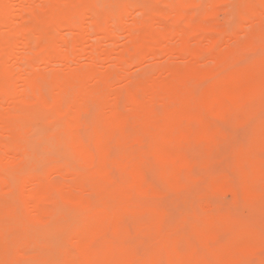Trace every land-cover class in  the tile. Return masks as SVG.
Segmentation results:
<instances>
[{
  "label": "bare ground",
  "instance_id": "1",
  "mask_svg": "<svg viewBox=\"0 0 264 264\" xmlns=\"http://www.w3.org/2000/svg\"><path fill=\"white\" fill-rule=\"evenodd\" d=\"M35 1L0 0V192L17 186L22 204L44 223V237L55 240L53 236L60 234L62 246L68 244L69 228L52 222L56 216L48 213L44 201L58 194L74 211H88L92 216L76 229L77 245L69 257L57 258L54 251L43 250L40 240L29 237V226L17 227L20 230L10 234L14 246L8 242L10 247L0 245V264H16L23 250L33 247L43 251L40 257H49L52 264H251L257 260L249 259L253 255L262 258L255 264H264V183L260 184L264 178V157L260 156L264 151V104L257 102L264 94V59L246 75H236L230 69L233 56H240L237 51H264V47L259 49L264 42V0L237 1L241 22L231 28L230 36L226 34L229 38L223 49L218 48L221 37L232 25L209 18L228 0H118L122 5L119 13L112 10L115 6L109 0H48L40 10ZM161 3L168 10H161ZM194 8L202 11L193 12ZM164 19L186 24L179 29ZM64 31L67 33L62 34ZM118 31L127 37L119 52L92 44L86 56L88 36L98 33L113 39ZM199 38H205L209 46ZM20 39L22 52L17 54L15 46ZM208 50L212 51L209 61ZM163 56L166 63L143 66L146 59ZM85 57L88 67L82 65ZM176 57L186 61H173ZM106 62L109 66L103 70ZM54 63L67 70L52 68ZM133 66L140 67L139 75L130 72ZM44 108L50 113L44 114ZM239 111L256 118V122L241 123L248 130L245 140L232 136L235 132L228 135L216 122L224 120L222 123L228 122L234 129L237 118L233 117ZM47 123L65 130L62 143L74 156H82L85 172L70 171L68 164L51 169L61 180L44 177L38 167L39 171L31 170L41 174L30 172V162L39 157L30 140L34 135L46 138ZM44 151L48 153L45 147ZM8 154L9 159L4 157ZM230 158H234L233 172L242 174L240 183L237 173L238 179L232 174L234 180L222 168ZM68 171L72 174L66 180L63 177ZM11 179L17 185H10ZM205 185L206 191L236 200L243 189L246 203L254 206L252 218L244 219L238 210L217 213L218 207H214L219 203L212 200L222 198L210 200L208 191L209 197L203 199L214 204L206 203L210 205L204 206L209 209L206 217H198L202 212L198 210V215L191 198L189 202L181 195L193 193L198 199L197 194L205 195ZM170 193L192 204L189 208L197 216L184 210L185 214L169 225V207L162 209L147 198ZM6 200L0 196L4 242L19 211ZM245 210L240 212L246 215ZM71 211L67 216L75 214ZM187 225L190 232L182 236L180 231ZM220 240L223 242L218 244ZM96 242L101 243L99 248ZM137 242L155 243L161 249L142 250ZM215 242L219 246L214 247Z\"/></svg>",
  "mask_w": 264,
  "mask_h": 264
},
{
  "label": "rangeland",
  "instance_id": "2",
  "mask_svg": "<svg viewBox=\"0 0 264 264\" xmlns=\"http://www.w3.org/2000/svg\"><path fill=\"white\" fill-rule=\"evenodd\" d=\"M48 0H36L35 2H36V5H37V8L40 10L41 9V7L44 5V4H46L45 2H47ZM232 1H234V0H232ZM238 0H236V2H235V4H236V6H233V7H235V8H233L232 7V4L233 5H235L233 2H231L230 0H228L226 3H222V4H220V6H218V9H217V12L214 14V15H212L210 18H209V20L210 21H214V22H218L219 24H224L225 22L226 23H228L227 25L228 26H231V27H227V28H229L228 29V32H226L225 34H223V36L221 37V39H222V42L220 43V45H219V49H223L225 46H224V42H225V40H227L228 38H229V36H230V34H231V32H233V31H231V28L233 29L234 28V26H235V28H237L236 27V25L238 24H240V22H241V18H240V16H239V14H238V9L237 8H239V4H238V2H237ZM107 2H108V0H107ZM113 3V6H115V7H112V10L113 11H115V13L117 12V13H119L120 12V10H121V4H118L117 2H118V0H109V2L108 3ZM231 2V3H230ZM238 4V5H237ZM41 6V7H40ZM15 8L16 9H18V4H16V6H15ZM159 8L161 9V10H163V11H165V10H168V6L165 4V3H161L160 4V6H159ZM202 11V9H200V8H194L193 9V12H196V13H200ZM136 12V15L138 14V12L137 11H135ZM135 13H133L132 15H134ZM232 15H233V17H232ZM131 18H133L132 16H131ZM131 18H129L130 20H131ZM230 20H229V19ZM130 20H128L129 22H131ZM233 20H235V21H233ZM164 22H166V23H169V24H173L175 27H178L179 29H181L182 27H184L185 26V21L184 20H175V19H164ZM225 23V24H226ZM229 23H230V25H229ZM237 25V26H238ZM227 28H226V30H227ZM65 33H67V31H64V32H62V34H65ZM72 34V33H71ZM226 34H228V35H226ZM114 35L116 36V38H113V39H105L104 37H103V35H101V34H98V33H94V34H92V35H90V36H88L87 38H88V41L86 42V45H85V49H86V51H87V53H86V56L88 55V53L90 52V49H91V45L92 44H99V45H101L102 46V48H112V49H114L116 52H119L123 47H124V45H125V43H126V41H127V37H126V35L124 34V32H122V31H118V32H116V33H114ZM226 35V36H225ZM71 36V35H70ZM205 36V35H204ZM264 37V35L262 36V38ZM261 37H260V39H262ZM200 39V42L203 44V45H205L206 47H208L209 45H208V43H207V40L205 39V38H199ZM224 40V41H223ZM259 40V39H258ZM264 40V39H263ZM192 43H194L195 41L194 40H192L191 41ZM261 42H263L262 40H261ZM261 42L259 41V43H258V46H260L261 45ZM207 43V44H206ZM264 43V42H263ZM262 43V45L259 47V49H261V51H263L262 49H263V47H264V44ZM208 45V46H207ZM226 45V44H225ZM244 51V52H243ZM257 51V52H256ZM253 50V49H243V50H240V51H237V53H239L240 52V54H238V55H240L239 57H235V55L233 56V59H232V66L230 67V69L232 70H235V74L236 75H246L248 72H250L252 69H254L255 67H256V63L257 62H259V61H261V60H263L264 59V51L262 52V53H260V50ZM15 52L17 53V54H19V53H21L22 52V46H21V39H20V41L16 44V46H15ZM209 52L211 53L212 51H210V50H208V55H207V57H206V60L207 61H209L210 60V56H209ZM242 54V55H241ZM252 54H254V55H252ZM258 54V55H257ZM257 55V56H256ZM255 56V57H254ZM252 58V59H251ZM247 61H246V60ZM251 59V60H250ZM173 61H178V62H184V61H186V59H179V57H176V58H174V59H172ZM249 60V61H248ZM166 61H167V58L166 57H159V58H153V59H146L145 61H144V63H143V66L144 67H147V66H150V65H153L154 63H158V65L161 63L162 64V62L164 63H166ZM235 61V62H234ZM160 62V63H159ZM236 62H237V64L239 65V66H237V65H235L236 64ZM13 62H11V64H12ZM235 63V64H234ZM242 63V64H241ZM88 64H89V62L86 60V57L83 59L82 58V65L84 66V67H88ZM156 64H154V65H156ZM54 66L52 67V68H55V69H61V70H67L66 69V67L64 66V65H60V64H53ZM109 66V64L106 62V63H104V65H103V70H105L107 67ZM237 66V67H236ZM72 67H75V65H72ZM153 67V66H152ZM236 67V68H235ZM50 69H52L51 68V66L49 67ZM149 68H151V67H148V69ZM145 69H147V68H145ZM139 71V72H138ZM130 72L131 73H133V74H136V75H139L140 74V67H137V66H133V67H131L130 68ZM138 72V73H137ZM156 76H160V74H157ZM161 76H163V75H161ZM160 76V78H162ZM165 77V76H164ZM18 87H19V89H20V84L18 85ZM264 96V94L262 95V96H260V97H258V99H257V102H262L263 104H264V99L262 98ZM2 106V105H1ZM7 107V106H6ZM44 110V111H43ZM264 110V109H263ZM42 112L44 113V114H49L50 113V110L49 109H47V108H44V109H42ZM235 116H236V118H235ZM261 117H263L264 116V114H263V116L262 115H260ZM233 118H235L236 120H234L233 121ZM232 118V120H231V122L233 121L234 122V125L237 127H234V129L232 128V126H229V125H227V123H222V122H224V120H221V119H218V120H216V122L217 123H220L219 125L220 126H224V127H222V129L224 130V131H226V132H228L229 133V131L233 134V132H235L234 133V135H232V136H235V137H238L239 135V139L240 140H245V137H246V133L245 132H247L246 130H245V128H243V126H242V124L241 123H249V122H256V118L255 119H253L254 117H250V116H248L246 113H244V112H242V111H239V112H236L235 113V115H234V117ZM263 119H264V117H263ZM251 120V121H250ZM226 122V121H225ZM233 122H232V124H233ZM230 123V122H229ZM50 124V125H49ZM222 124V125H221ZM53 125V126H52ZM227 125V126H226ZM46 128H47V130H48V128L51 130H55L56 129V132L55 131H48L49 133H48V135L46 136V138H41V139H38V138H40V137H37V136H33L32 138H31V140H30V144L32 145V147H33V149H38L39 150V152H38V150H37V156H39L38 157V160H33V162H30L31 163V165L29 164V169H30V172H33L35 169V171H42V173H43V176L44 177H46V178H48V179H51V180H61L62 178L60 177H58L59 175H57L56 173H53L52 171H51V169L55 166V165H61V166H65L66 164H68V167H69V170L70 171H76V172H78V173H83V172H85L86 171V166H84L83 164H82V156H74V154L72 153V150H71V148L68 146V145H66L65 143H62V141L63 140H61L62 138V136H64L65 135V130H62L61 128L60 129H57V126L55 125V124H53V123H47L46 124ZM194 126H196V125H194ZM242 127V128H241ZM59 128V127H58ZM229 129V130H227V129ZM238 129V130H237ZM241 129L242 130H245L244 132L243 131H241ZM37 131H38V128H36V132L35 133H37ZM64 132V133H63ZM238 132V133H237ZM243 132V133H242ZM62 133V134H61ZM231 133H229L228 135H230L231 136ZM54 138V142H52V138ZM242 137V138H241ZM37 140V142H36V140ZM46 139L48 140L49 139V141H46ZM52 139V140H51ZM51 140V141H50ZM32 141H35L34 143L32 142ZM40 142V143H39ZM44 142H46V143H48V142H50L51 144H50V146H49V148H48V145L46 146L45 144L46 143H44ZM39 143V144H38ZM39 146H38V145ZM41 144H43V147H42V145ZM49 144V143H48ZM54 144V146L56 147V149L54 148V146H52ZM45 145V146H44ZM61 145H63V146H61ZM35 147V148H34ZM39 147H40V149H39ZM42 147V148H41ZM44 147H45V150L46 151H48V153L50 154V153H52V155L53 156H51V154L49 155L47 152H45L44 151ZM51 147V148H50ZM53 147V148H52ZM61 147H62V150H61ZM47 148L49 149V150H47ZM42 149V150H41ZM51 149H53V150H51ZM43 151L42 153H41V151ZM50 151V152H49ZM57 151V152H56ZM54 152H56L57 154L56 155H54L53 153ZM61 152V153H60ZM264 152V151H263ZM263 152H261V154H260V156L262 155L263 157H264V153ZM39 153H41L40 155H39ZM49 155V156H51V157H49L47 154ZM60 153V154H59ZM44 154H46V156L44 157L43 155ZM5 158H7V159H9V154L8 155H5L4 156ZM42 157H44L45 159H43ZM234 158H235V156H233ZM42 159V161L43 162H41V160L40 159ZM234 158H232L233 160H234ZM71 159V160H70ZM232 159L230 158V163L228 162V164H230L229 165V167L226 165V163L222 166V168H223V170L230 176V177H234V175H232V174H235V173H237V175L235 174V177L237 176V177H239V178H241V179H238L237 177H236V179H238V180H236L238 183H240L241 182V180H242V174L241 173H239V172H233V171H236L235 169H234V166H233V163L231 162L232 161ZM263 159V158H262ZM264 160V159H263ZM52 162H54V163H52ZM47 163H52V164H47ZM42 164V165H41ZM46 164L48 165L47 167H46ZM43 165H44V167H43ZM37 167H38V169H37ZM80 167V168H79ZM33 168V171L31 170ZM71 168V169H70ZM85 168V169H84ZM28 169V170H29ZM70 171H68V173L69 174H67V175H65V177H63L64 179H69V178H71V174H72V172H70ZM83 171V172H82ZM233 173H232V172ZM33 173H38V174H41V172H33ZM117 171H116V175H117ZM54 174H56V175H54ZM50 175V176H49ZM240 175V176H239ZM118 176V175H117ZM50 177V178H49ZM54 177V178H53ZM234 179V178H233ZM13 180H15V179H11L10 180V182L11 181H13ZM235 180V179H234ZM240 181V182H239ZM236 182V183H237ZM14 183V182H13ZM264 183V178L263 179H261L260 180V184H263ZM12 184V182L10 183V185ZM193 184H195L194 182L192 183V185ZM12 185H17V181H15V184H12ZM238 185V184H237ZM11 187V186H10ZM8 188V189H6V190H9V191H3V192H0V196L2 197L3 196V198L6 200L7 198L6 197H8L9 199L8 200H12L11 202L10 201H8V200H6V202H8L9 204H11L13 207H14V209H18L19 208V211H17L18 213H16V216L18 217V219L13 223L14 225H11L10 226V228H9V235L7 236H5V241L6 242H4L3 240V238L4 237H2L1 235H0V245H4V246H8V247H10V243H12V246L11 247H13L14 246V244H15V241H14V238H13V235H10V234H13V233H17L16 231H19L20 230V228H17V227H21V229H23V228H26L27 226H29V227H27V228H29L30 229V231H29V237H35L41 244H40V248H42L43 250L44 249H47V250H50V251H54V253L55 254H58V255H56V257L57 258H66V257H69L71 254H73L74 253V247L77 245V241L75 240V239H77V237L75 236V231H76V229L77 228H79L80 227V224L83 222V221H85V220H89L90 219V217L92 216L91 214H89V213H86V212H88V211H84V210H81V211H78V212H76V211H74V206L73 205H71V204H69V203H67V202H65V201H63L62 200V198L58 195V194H56V195H54L52 198H49V199H46L45 201H44V205L46 206V207H48V208H50L49 209V211H48V213L51 215V216H56V219L55 220H52V222L54 221V223H56V222H60L61 223V225L64 227V228H69V231H68V235H67V240H68V244H67V246H62V237L60 236V234H57V235H55V236H53L54 238H55V240H53V238L51 237H49V238H46V237H44V235H43V230H44V223L41 221V220H39V219H37L36 217H34L32 214H31V212H29V210L22 204V202H21V199H20V196H19V191L17 190V186H15V188H16V190L14 189H11V188ZM205 188V189H204ZM206 189H208L207 188V186L205 185L204 187H203V191L202 192H204L205 191V195H203V193H202V195H201V193L200 194H197L198 196V199L196 198H194L193 197V195H196V194H193V193H185V194H183V195H181L183 198H186V200H189V202H190V198H191V202H192V204H193V206H196V207H192V204H189V202H187L186 200H185V202L183 201H179V200H181V198H177V197H179L178 195H175L174 193H170L169 195H167V196H165V197H159V196H155L154 197V195H150L151 197L153 196L154 198L153 199H151V197L149 196L148 198H147V200H149L148 201V203H152L151 201L153 200H155L156 201V203L154 202V204H161V205H158V207H161L162 209H167L168 210V207H169V214L170 215H172V218H171V216H170V218H169V221H168V223H169V225L170 224H172L171 222H176V220H179V218L182 216V214L184 213L185 214V212L187 211V210H189L188 212L189 213H192V216L194 215H196L197 216V214L199 215V213H200V211L202 212V213H200V215L201 214H203L202 216H198V217H200V218H203V217H206V215H207V211L209 210L208 208L206 209L204 206H206V207H209V206H207L209 203H211L210 201H209V203H208V199L206 200V199H203V197L204 198H208L209 196H206V195H209V193L211 194L210 196H212V197H210V200H212L213 199V197H219V198H222V199H219V201H218V199L217 198H214L213 200H212V202H216V203H219L220 204V206H221V203H222V205H225L224 207H219V204H217L216 206L215 205H213V206H215L214 208H217L216 210V212L217 213H219V212H223V209H224V211L225 212H227V211H229L230 209L232 210V211H237V212H239V214L241 213L242 214V216L241 217H243L244 219H250V218H252V216H253V214H254V210H252V211H250V209H254L253 207V204L251 203L250 205H248L247 203H246V201H245V191L243 190V189H241L240 188V191H241V193H242V195H240L241 197H240V199H235V198H233L231 195H227V194H224V193H221V192H212V191H206ZM239 191V192H240ZM9 192V193H8ZM8 193V194H7ZM12 194V195H11ZM4 195H8V196H6V197H4ZM94 195L95 194H93L92 195V197H93V199L95 200V201H97V199L98 198H94ZM175 195V196H174ZM187 195V196H186ZM189 195H191L190 197H189ZM171 196H172V200H173V202H172V204H171V202L170 201H172V200H170L171 199ZM96 197H98V196H96ZM187 198H189V199H187ZM225 198H227V199H225ZM156 199H158V200H156ZM176 199V200H175ZM178 199V200H177ZM202 200V202L204 203V204H202L201 203V201L200 200ZM217 201H216V200ZM224 199V200H223ZM146 200V201H147ZM193 200V201H192ZM198 200V201H197ZM205 200V201H204ZM240 200V201H239ZM17 201V202H16ZM166 201H167V203H166ZM176 201V202H175ZM179 201V202H178ZM224 201H225V203H224ZM226 201H227V203H226ZM240 203H239V202ZM242 202H243V204H242ZM14 203H16L15 205H14ZM206 203H208V204H206ZM224 203V204H223ZM229 203V204H228ZM230 203H232V207H234L233 209H232V207L231 206H228V205H230ZM64 204H65V206H64ZM162 204L164 205V206H162ZM195 204V205H194ZM212 204H214V203H211V206H212ZM240 206H239V205ZM242 204V205H241ZM68 207H67V206ZM189 205L194 209V210H197V214H196V212L195 211H192V209H190L189 208ZM238 205V206H237ZM186 206H188V207H186ZM199 206V207H198ZM203 206V207H202ZM263 207H264V204L262 205ZM261 206V208H263ZM18 207V208H17ZM166 207V208H165ZM185 207H186V209H185ZM238 209H237V208ZM184 208V209H183ZM205 208V209H204ZM242 208H243V210H245V209H248L249 211L248 212H251V213H249V215H250V217L248 216V212H247V210H245L244 212L246 213L247 212V216L246 215H244L243 214V212H240V211H242ZM183 209V210H182ZM236 209V210H235ZM1 210H2V207L0 206V213H1ZM62 210H65V211H62ZM66 210H69V211H66ZM71 210H73L74 212H75V214L74 213H71L72 214V216H70V214L67 216V214L68 213H70V212H72ZM177 210L179 211V212H177ZM184 210H186V211H184ZM198 210H200V211H198ZM230 210V211H231ZM263 210H264V208H263ZM59 211H61V212H59ZM83 211V214L81 213ZM190 211H192V212H190ZM66 212V216H65V214L64 213ZM84 212H85V214H84ZM182 212V213H181ZM187 212V213H188ZM61 213V214H60ZM175 213V214H174ZM206 213V214H205ZM60 215H61V217H60ZM80 215H83V216H80ZM175 215H177V216H175ZM180 215V216H179ZM19 216H20V218H19ZM78 216V217H77ZM246 216V217H245ZM178 219H177V218ZM249 217V218H248ZM71 218H74V220L73 219H71ZM22 221H21V220ZM53 219H54V217H53ZM57 219L59 220V221H57ZM170 219H171V221H170ZM174 219H176L175 221H172V220H174ZM62 220V221H61ZM69 220H72L70 223H67V222H69ZM16 222H17V225H19V226H17V225H15L16 224ZM80 222V223H79ZM66 223V224H65ZM23 224H25V225H23ZM72 224V225H71ZM74 224V225H73ZM77 224H78V226H77ZM24 226V227H23ZM42 227V228H41ZM189 225H187V226H185L184 228H182V231H180V234L182 235V236H186L187 234H189V232H190V230H188L189 228ZM186 228V230H184ZM15 230V232H13ZM184 231H186L187 233L186 234H183V233H185ZM35 233H36V235H35ZM11 237V238H10ZM59 237V238H58ZM74 237V238H73ZM60 240V241H59ZM73 240V241H72ZM224 240V239H223ZM223 240H220L219 242L220 243H218V244H221L222 242H223ZM75 241V242H74ZM186 240L185 239H183L182 240V242L184 243L183 244V246H186ZM7 242H8V244H10V245H7ZM58 242H59V244H58ZM182 242H181V246H182ZM147 243H148V245H147ZM100 244L101 243H99V244H97V242H96V248H99L100 247ZM137 244H140V245H138L139 247H141L140 249H151L152 248V250L153 251H157L159 248L161 249V246H159V245H157L156 247H155V243H150V242H146V243H138L137 242ZM144 244V245H143ZM198 244H200V243H198ZM216 244H217V242H215V243H213L212 245L214 246V247H217V246H219V245H217L216 246ZM58 245V246H57ZM151 245V246H150ZM201 245V244H200ZM143 246V247H142ZM150 246V247H149ZM71 247V248H70ZM147 247V248H146ZM72 248H73V250H72ZM25 249H27V250H25ZM24 250H23V252H22V258H21V260L19 261V262H17L16 264H52V260L51 259H49V257H40V254H39V252L41 251L39 248H31L32 249V252L34 253V254H31V252L29 251V250H31L30 248H25ZM62 249V250H61ZM159 249V250H160ZM49 251V252H50ZM25 252H26V254H25ZM29 252H30V254H29ZM43 251H41L40 253H42ZM51 252V254H52V256L53 257H55V255H53V253ZM25 254V255H24ZM26 255H29V256H26ZM39 255V256H38ZM26 257H28V258H26ZM32 257V258H31ZM251 257H252V259L254 258H257V260H256V262L258 261H260L262 258H260V257H258V256H250V258L249 259H251ZM264 257V256H263ZM24 258V259H23ZM34 258V259H33ZM27 259V260H26ZM44 259V260H43ZM264 259V258H263ZM23 260V261H22ZM24 260L27 262H24ZM36 260H38V262L36 261ZM35 263H34V262ZM37 262V263H36ZM255 262V260H252L250 263L251 264H255L256 263Z\"/></svg>",
  "mask_w": 264,
  "mask_h": 264
},
{
  "label": "snow or ice",
  "instance_id": "3",
  "mask_svg": "<svg viewBox=\"0 0 264 264\" xmlns=\"http://www.w3.org/2000/svg\"><path fill=\"white\" fill-rule=\"evenodd\" d=\"M238 195H242V193H238Z\"/></svg>",
  "mask_w": 264,
  "mask_h": 264
}]
</instances>
